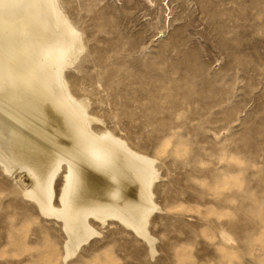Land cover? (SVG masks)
Instances as JSON below:
<instances>
[{"label":"rangeland","instance_id":"374dc122","mask_svg":"<svg viewBox=\"0 0 264 264\" xmlns=\"http://www.w3.org/2000/svg\"><path fill=\"white\" fill-rule=\"evenodd\" d=\"M161 1L63 0L101 51L70 69L97 127L157 160L155 254L115 222L62 261L0 175V264H264V0Z\"/></svg>","mask_w":264,"mask_h":264},{"label":"bare ground","instance_id":"6f19581e","mask_svg":"<svg viewBox=\"0 0 264 264\" xmlns=\"http://www.w3.org/2000/svg\"><path fill=\"white\" fill-rule=\"evenodd\" d=\"M148 2L169 10L167 2ZM63 4L0 0V175L28 203L27 218L59 225L49 230L62 238V261L101 235L97 225L115 222L145 241L153 256L149 224L161 210L157 160L97 127L104 122L98 105L70 69L87 52L98 59L101 51L89 49Z\"/></svg>","mask_w":264,"mask_h":264}]
</instances>
